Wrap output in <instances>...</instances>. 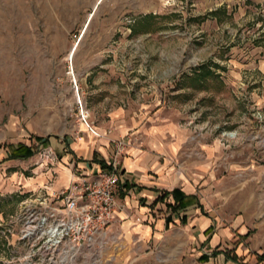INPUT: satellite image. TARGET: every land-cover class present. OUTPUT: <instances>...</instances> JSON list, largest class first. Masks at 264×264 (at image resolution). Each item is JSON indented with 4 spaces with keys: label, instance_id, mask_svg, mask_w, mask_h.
I'll list each match as a JSON object with an SVG mask.
<instances>
[{
    "label": "rangeland",
    "instance_id": "1",
    "mask_svg": "<svg viewBox=\"0 0 264 264\" xmlns=\"http://www.w3.org/2000/svg\"><path fill=\"white\" fill-rule=\"evenodd\" d=\"M252 1L0 0V151L22 142L34 153L0 163V264H25L10 217L26 190L11 174L27 177L47 148L69 154L78 102L95 127L94 112L156 95L219 142L218 185L203 196L217 250L180 229L138 239L111 226L101 251L74 264H264V0Z\"/></svg>",
    "mask_w": 264,
    "mask_h": 264
},
{
    "label": "crops",
    "instance_id": "2",
    "mask_svg": "<svg viewBox=\"0 0 264 264\" xmlns=\"http://www.w3.org/2000/svg\"><path fill=\"white\" fill-rule=\"evenodd\" d=\"M181 88L176 93L189 90L184 86ZM149 99H126L125 103L105 113L94 112L97 118L95 127L91 123L88 129L83 124L82 137H78L76 142L71 138L62 139L70 152L68 154L64 149L65 154L56 158L53 168L45 166V163H36L27 177L21 175L20 178L13 172L10 180L26 191L47 184L54 190L62 189L68 185L72 171H98L101 168L99 162L106 161L110 142L126 137L129 146L117 159L115 197L119 209L111 226L120 227L123 233L126 229L128 235L131 233L138 239L148 238L151 234L157 236L171 228L180 229L192 240L204 241L212 249L217 245L218 235H210L211 219L203 196L212 185H218L216 176L222 167L219 142L198 137L194 130L181 124L175 118L172 102L163 103L157 95L153 100ZM19 143L24 144H16ZM2 148L0 163L31 158L4 160L7 150L5 145ZM77 155L82 158L75 163L71 157L77 158ZM51 171L54 173L52 178ZM171 191L176 193V199L169 194ZM164 194L167 196L160 200ZM157 210L160 211L159 216L155 215Z\"/></svg>",
    "mask_w": 264,
    "mask_h": 264
},
{
    "label": "built area",
    "instance_id": "3",
    "mask_svg": "<svg viewBox=\"0 0 264 264\" xmlns=\"http://www.w3.org/2000/svg\"><path fill=\"white\" fill-rule=\"evenodd\" d=\"M78 122L88 129V113L78 102ZM129 146L126 137L110 142L105 168L91 173L71 174L69 183L54 190L43 185L26 191L17 212L10 217L17 226L16 241L26 252L25 264H74L86 255L95 257L106 245L105 238L119 206L115 191L118 185L117 159ZM53 168L56 157L50 149L39 158ZM51 178L53 171L50 172Z\"/></svg>",
    "mask_w": 264,
    "mask_h": 264
},
{
    "label": "trees",
    "instance_id": "4",
    "mask_svg": "<svg viewBox=\"0 0 264 264\" xmlns=\"http://www.w3.org/2000/svg\"><path fill=\"white\" fill-rule=\"evenodd\" d=\"M34 140L40 146H44L48 142V138L34 137ZM5 147H6V150H7V153H6L7 156H6V158L4 160H17V159L25 160V159H28V158L32 157V155L34 154L32 146H27V145L20 144V143L16 144L15 146L5 145ZM99 165L101 166V168H105L106 167V165H104V163L102 161L99 162ZM167 194H164L160 198V200H163V198H165L167 196ZM169 194H171V196L176 199V193L174 191H171ZM181 199H182V197L177 199V201H179ZM216 254H218V253H216V251L212 252L210 254V256L202 254V255L199 256L198 262L199 261L200 262H207L209 258H214V256ZM232 258L235 259L233 256L225 257V261L227 262L229 259H232Z\"/></svg>",
    "mask_w": 264,
    "mask_h": 264
}]
</instances>
